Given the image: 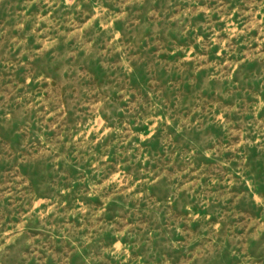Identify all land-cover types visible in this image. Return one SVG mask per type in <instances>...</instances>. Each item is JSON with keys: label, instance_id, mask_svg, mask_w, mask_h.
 Masks as SVG:
<instances>
[{"label": "rangeland", "instance_id": "374dc122", "mask_svg": "<svg viewBox=\"0 0 264 264\" xmlns=\"http://www.w3.org/2000/svg\"><path fill=\"white\" fill-rule=\"evenodd\" d=\"M0 264H264V0H0Z\"/></svg>", "mask_w": 264, "mask_h": 264}]
</instances>
